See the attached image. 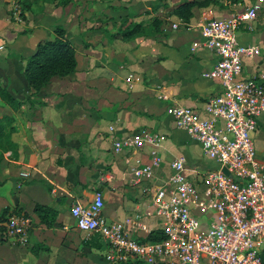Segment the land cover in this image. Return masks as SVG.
<instances>
[{"label": "crops", "instance_id": "obj_1", "mask_svg": "<svg viewBox=\"0 0 264 264\" xmlns=\"http://www.w3.org/2000/svg\"><path fill=\"white\" fill-rule=\"evenodd\" d=\"M24 1L29 8L17 22L11 18L10 0H0V81L20 102L15 110L0 97V115L14 116L15 145L0 155V264H110L106 243L77 226L73 203L87 204L100 191L108 222L123 225L137 238L155 229V218H136L144 214L151 192L130 177L133 158L149 162V151L117 152L115 142L141 129L166 136L160 149L163 163L150 186L168 178L176 157L186 156L191 165L198 145L167 109L180 104L203 112L208 98L222 89L220 81L208 76L215 56L204 49L191 51L201 39L198 24L208 15L230 17L257 0L196 6L185 20L189 27L181 24L178 30L170 29L180 22L172 9L188 0H163L156 8L147 6L154 0ZM156 18L162 21L160 31L150 27ZM135 22H144L149 32L126 38L124 30ZM58 25L75 46L77 68L33 93L24 73L26 59L41 40L56 36ZM252 26H242L239 39L259 46L260 52L243 58L239 77L264 79V0ZM159 85L168 99L158 97ZM254 144L264 162V114ZM37 204L57 212L52 226L40 222ZM10 213L32 218L28 244L7 236Z\"/></svg>", "mask_w": 264, "mask_h": 264}, {"label": "built area", "instance_id": "obj_2", "mask_svg": "<svg viewBox=\"0 0 264 264\" xmlns=\"http://www.w3.org/2000/svg\"><path fill=\"white\" fill-rule=\"evenodd\" d=\"M10 3L11 18L23 21L24 0ZM262 7L263 0H257L230 17L208 15L199 22L201 39L191 51L204 49L215 56L208 76L220 81L221 92L208 98L203 112L180 104L167 109L177 127L201 145L204 156L218 167L192 169L182 155L172 161V173L162 184L150 186L147 183L155 180L163 163L160 149L166 136L141 129L115 142L117 152L149 151V162L133 158L130 173L133 183L145 184V191L151 192L144 214L136 218H155L154 230H161L165 238L133 237L123 225L108 222L100 191L87 204L73 203L77 226L106 243L105 259L110 264H263L264 162L257 158L254 134L264 114V79L239 77L243 58L260 52L259 46L240 41L239 30L242 26L252 30ZM179 20L170 29L189 27ZM158 97L168 99L162 91ZM32 222L30 216L12 213L6 222L7 236L28 244Z\"/></svg>", "mask_w": 264, "mask_h": 264}, {"label": "trees", "instance_id": "obj_3", "mask_svg": "<svg viewBox=\"0 0 264 264\" xmlns=\"http://www.w3.org/2000/svg\"><path fill=\"white\" fill-rule=\"evenodd\" d=\"M213 0H188L173 7L172 13L183 20H190L193 15V8L205 7ZM29 4L24 1L25 14ZM23 14V19L25 17ZM162 21L154 19L150 27L155 31L161 30ZM149 32L144 22H135L124 30V36L131 38ZM56 36L41 40L36 52L26 59L25 76L33 91H40L53 77H66L77 68V52L75 46L66 36V29L60 25L55 27ZM0 97L13 109H18L20 102L11 94L8 88L0 81ZM14 116L9 114L0 115V155L8 150L14 149L12 140L14 129ZM34 212L41 223L52 226L57 217V212L45 205L37 204ZM11 214V213H10ZM165 235L161 230H152L147 239L162 240ZM264 261V250L262 252ZM133 264V263H127ZM264 264V263H263Z\"/></svg>", "mask_w": 264, "mask_h": 264}, {"label": "rangeland", "instance_id": "obj_4", "mask_svg": "<svg viewBox=\"0 0 264 264\" xmlns=\"http://www.w3.org/2000/svg\"><path fill=\"white\" fill-rule=\"evenodd\" d=\"M161 1H163V0H154V1H152L153 4L150 3L147 6L151 5L153 8H156L157 2L159 3ZM163 4H166V2L165 3L163 2ZM242 7L245 8L246 7V4H244ZM218 18H221V17H218ZM25 65H26V62H25ZM197 145H198V147L195 150L196 152H194L192 154V156L194 157L193 158V161L191 159V161H190V164L191 165H189V166H191L192 169H197L196 166H199L200 169H204V170L205 169H208V168H216V167H218V164L214 160L209 159V158H207V157L204 156V154L202 152L201 145L196 144V146Z\"/></svg>", "mask_w": 264, "mask_h": 264}, {"label": "water", "instance_id": "obj_5", "mask_svg": "<svg viewBox=\"0 0 264 264\" xmlns=\"http://www.w3.org/2000/svg\"><path fill=\"white\" fill-rule=\"evenodd\" d=\"M223 170H224L227 174L230 175V173H229V171H228V169H227L226 167H224Z\"/></svg>", "mask_w": 264, "mask_h": 264}]
</instances>
